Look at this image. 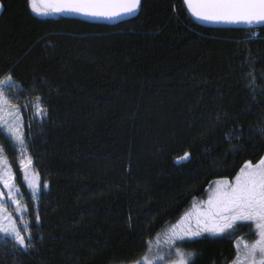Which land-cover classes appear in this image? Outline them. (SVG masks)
Wrapping results in <instances>:
<instances>
[{"label": "trees", "instance_id": "trees-1", "mask_svg": "<svg viewBox=\"0 0 264 264\" xmlns=\"http://www.w3.org/2000/svg\"><path fill=\"white\" fill-rule=\"evenodd\" d=\"M9 74L12 101L27 114L40 96L46 115L25 127L42 184L31 247L0 238V264L137 262L214 181L264 157V27H203L183 0H142L117 25L0 0ZM241 235L254 225L176 246L192 264H231Z\"/></svg>", "mask_w": 264, "mask_h": 264}, {"label": "snow or ice", "instance_id": "snow-or-ice-1", "mask_svg": "<svg viewBox=\"0 0 264 264\" xmlns=\"http://www.w3.org/2000/svg\"><path fill=\"white\" fill-rule=\"evenodd\" d=\"M187 9L198 19L215 23H245L248 25L264 24V0H183ZM28 7L41 15L50 13H76L85 16L112 18L122 14L131 15L142 6V0H27ZM252 80H255L254 75ZM16 88L11 74L0 79V136L8 140L18 154L17 165L23 174V182L33 199L38 198L41 189L39 173L35 170L32 156L29 154L28 134L24 131V122L20 109L11 103L5 94ZM19 91H23L22 86ZM16 98H19L18 95ZM36 103L25 104L24 108L35 109L33 118L46 115L42 98L35 97ZM31 128V122L28 124ZM264 132V129H262ZM188 153L181 159H187ZM31 169V171H30ZM206 201H197L192 209L170 225L164 233L168 245L167 256H157L159 264L172 255L178 257L174 264H192L177 247V242L186 237L200 236L202 232L212 234L234 233L240 227L238 222H250L254 225L256 239L243 243V255L238 254L233 264H264V157L253 163L246 161L239 172L231 179L221 178L213 182ZM0 238L7 243L13 241L19 248H29L31 244L30 223L24 222L20 215L9 211L15 205L14 212L23 214L25 206L21 204L24 193L16 182V173L8 161L5 146L0 143ZM46 189L48 185L43 184ZM206 206V207H205ZM195 220L193 228L191 221ZM37 224L40 217L36 215ZM27 232L28 235L22 233ZM159 235V234H158ZM240 244H237L239 253ZM136 264H153L147 256Z\"/></svg>", "mask_w": 264, "mask_h": 264}, {"label": "rangeland", "instance_id": "rangeland-1", "mask_svg": "<svg viewBox=\"0 0 264 264\" xmlns=\"http://www.w3.org/2000/svg\"><path fill=\"white\" fill-rule=\"evenodd\" d=\"M2 79H3V78H2ZM9 92H10V91H8V88H7V85H6V86H5V94H6L7 96L10 97ZM10 99H11V103H12L13 105H15L17 108L20 109V115H21L22 120H23V122H24V131H25V127H26L28 121L32 122V119H35V118H41V117H39L38 115H36V117L33 118L34 113H35V109H34V108H32V110H31V109H29V107H28V108H27V114H25V112L23 111V109H22L17 103H14V102L12 101V98H11V97H10ZM26 115H27V116H26ZM0 143H2V144L5 146V148H6V155H7L8 161H9L10 163H12L13 169H14V171H15V173H16V182H17V171L21 173L22 180H23V174H22V172L20 171V169L18 168V165H17V160H18V158H19V157H18V154L12 149L10 142H9L8 140H5L2 136H0ZM29 154H30V153H29ZM30 171H31V169H30ZM39 177H40V176H39ZM40 180H41V178H40ZM218 180H219V179H218ZM229 180H230V179H229ZM17 184H18V182H17ZM24 185H25V184H24ZM18 186H19V185H18ZM19 187H20V186H19ZM211 187H214V184H213V183H212ZM20 188H21V187H20ZM25 188H26L25 191L21 188V191L24 193V196H23V198L21 199V204L25 206V211H24V213H23V214H17V213H15V212L13 211L14 208H15V205H12V206L9 207V211L13 212V215H14V216H17V225H18V226H19L20 223H21V221H20V215H23V220H24V222H28V223H30V225L32 226V221L35 219V214H36V211H35L34 208L37 207V200H38L39 195H40V193H39L38 198L33 199V198L31 197L30 192H29V190L27 189L26 186H25ZM41 188H42V184H41ZM0 189H2V185H0ZM40 192H41V189H40ZM208 195H209V194H208ZM207 198H208V196H207L206 198L200 200V201H206ZM205 207H206V206H205ZM191 209H192V207H191L189 210H191ZM189 210H188V211H189ZM183 215H184V214H183ZM183 215H182V216H183ZM180 218H181V217H180ZM180 218H179V219H180ZM179 219H178V220H179ZM178 220H177V221H178ZM177 221H176V222H177ZM176 222H175L174 224H176ZM191 223H192V226H193V228H194V227H195V220L193 219V220L191 221ZM238 223H239V222H238ZM168 227H169V226H168ZM168 227H167V228H168ZM167 228H166V229L162 232V234H160V235L155 239V241L153 242V245H152V246H153L154 250H153L152 252H148V254L146 255L149 259H151V260L153 261V264H159V262L156 261V259H155L157 256H167V255H168L169 248H168V245L165 243V237H164V233H165V231L167 230ZM22 234H24V235H28L29 233L24 232V233H22ZM204 234H209V235L218 236V235H224V234H226V233L212 234V233H209V232H202V234H201L200 236H202V235H204ZM30 235H31V227H30ZM200 236L191 237V238H187V237H186L184 240L194 239V238H197V237H200ZM256 238H257V237H256ZM256 238H255V239H256ZM255 239H254V240H255ZM254 240H252V241H254ZM30 241H31V240H30ZM30 241H27V242L29 243ZM252 241L249 242V240H248L244 235H241L240 237L236 238V239H235L236 249H237V244H238V243L240 244L239 253H238V251H237V253H238L240 256H242V255H243V251H244V249H243V243H244V242L251 243ZM179 249H180V248H179ZM180 251L183 252V253L185 254V256H186V258H187L188 260H189L190 258L193 257L192 253H188V252H186V251H183L182 249H180ZM237 256H238V255H237ZM176 259H178V257H176L175 255H172L170 258H168V259H166V260L164 261V264H174V261H175ZM236 259H237V258H236ZM236 259H235V260H236ZM233 262H234V261H233ZM233 262H232L231 264H233ZM131 264H136V262L131 263Z\"/></svg>", "mask_w": 264, "mask_h": 264}, {"label": "water", "instance_id": "water-1", "mask_svg": "<svg viewBox=\"0 0 264 264\" xmlns=\"http://www.w3.org/2000/svg\"><path fill=\"white\" fill-rule=\"evenodd\" d=\"M186 9L187 6L185 5ZM141 10V7L135 13L131 15H119L112 18H105V17H94V16H85L76 13H53L58 16L69 18V19H78L89 23H96V24H107V25H117L119 23L131 20L135 18ZM188 14L193 19L194 22L197 24L207 27V28H240V29H258L264 27V24H253L248 25L245 23H215L209 22L206 20L198 19L197 17L193 16L192 13L187 9Z\"/></svg>", "mask_w": 264, "mask_h": 264}, {"label": "flooded vegetation", "instance_id": "flooded-vegetation-1", "mask_svg": "<svg viewBox=\"0 0 264 264\" xmlns=\"http://www.w3.org/2000/svg\"><path fill=\"white\" fill-rule=\"evenodd\" d=\"M47 15H51V13L50 14H47ZM241 223H244V222H239V224H241Z\"/></svg>", "mask_w": 264, "mask_h": 264}, {"label": "bare ground", "instance_id": "bare-ground-1", "mask_svg": "<svg viewBox=\"0 0 264 264\" xmlns=\"http://www.w3.org/2000/svg\"><path fill=\"white\" fill-rule=\"evenodd\" d=\"M149 88V87H148Z\"/></svg>", "mask_w": 264, "mask_h": 264}]
</instances>
